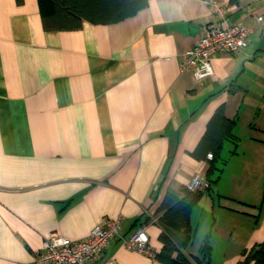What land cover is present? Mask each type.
<instances>
[{
    "label": "crops",
    "instance_id": "0c3cea01",
    "mask_svg": "<svg viewBox=\"0 0 264 264\" xmlns=\"http://www.w3.org/2000/svg\"><path fill=\"white\" fill-rule=\"evenodd\" d=\"M219 1L253 33L244 49L217 52L198 81L181 64L219 21L207 0H150L71 30L46 28L51 0H0V264H33L51 232L85 238L119 216L121 237L144 227L160 252L158 210L170 187L206 176L210 159L192 153L222 105L237 145L223 143L217 161L228 162L190 211L185 251L199 254L210 234L198 252L190 245L207 215L212 264H236L264 242V176L251 177L264 162V0ZM120 236L95 264H161Z\"/></svg>",
    "mask_w": 264,
    "mask_h": 264
},
{
    "label": "trees",
    "instance_id": "16d2710c",
    "mask_svg": "<svg viewBox=\"0 0 264 264\" xmlns=\"http://www.w3.org/2000/svg\"><path fill=\"white\" fill-rule=\"evenodd\" d=\"M51 1L54 10L44 18L46 28L71 30L80 28L83 20L101 24L121 21L147 6L150 0ZM235 122L236 119L226 115L224 105L218 107L192 153L197 159H205L209 152L213 153L206 174L209 186L203 189H190L182 184L167 190L157 216V223L161 227L159 239L163 246L155 257L161 264H211L212 246L208 236L201 244L198 255H190L185 251L194 237V230L190 225V211L205 193L211 191L213 183L219 179L224 165L228 162V159L217 161L224 141L230 139L237 145V138L233 133ZM232 152H237V147ZM236 264H264V242L246 250L244 258L238 260Z\"/></svg>",
    "mask_w": 264,
    "mask_h": 264
},
{
    "label": "built area",
    "instance_id": "2783aa9c",
    "mask_svg": "<svg viewBox=\"0 0 264 264\" xmlns=\"http://www.w3.org/2000/svg\"><path fill=\"white\" fill-rule=\"evenodd\" d=\"M212 11L219 16V21L212 25L200 37L197 43L185 52L182 70L192 71L196 80L201 81L214 73L212 58L219 51L236 52L244 49L253 29L244 22H229L228 8L219 0H207ZM263 21V16H259ZM208 159L213 153L207 154ZM190 189L207 188L209 182L205 175L197 174L187 185ZM157 220V218H156ZM121 216L106 219L96 225L85 238L73 239L59 232H51L41 248L35 252L33 264H95L101 253L113 239L120 236ZM121 237V236H120ZM129 248L156 256V250L149 244V237L144 227H140L129 238H123ZM108 264H116L110 260Z\"/></svg>",
    "mask_w": 264,
    "mask_h": 264
},
{
    "label": "rangeland",
    "instance_id": "374dc122",
    "mask_svg": "<svg viewBox=\"0 0 264 264\" xmlns=\"http://www.w3.org/2000/svg\"><path fill=\"white\" fill-rule=\"evenodd\" d=\"M229 148H230V146H229ZM229 148L226 146L225 147V151H228L229 150ZM223 157H225L224 155H223ZM264 162H261V165H260V163L259 162H256L255 164H253V170H254V174H253V172L251 173V177H252V179H253V181L254 182H258V178L260 177V175H263L264 176V164H263ZM237 164V163H236ZM254 175V176H253ZM199 206H201L200 204H199ZM199 208V207H198ZM197 208V211L199 210ZM212 222H213V219L211 220V221H209V218H208V215H207V219L205 218V220L204 221H202V223H201V227L199 228V230L197 231V233H196V235H195V239H194V243H193V245H190V249H191V251L192 252H198V247L200 246V244H201V240H202V238H203V235H207L208 233L210 234V236H209V243L211 244V246H212V243H211V239H212V229H213V226H212ZM211 238V239H210ZM225 240V239H224ZM223 240V241H224ZM230 241V240H229ZM224 244H226V241H225V243ZM224 244H223V246H224ZM231 248L233 247V243H231ZM226 246V245H225ZM227 247V246H226ZM240 247H242V246H240ZM213 260V259H212ZM211 264H212V261H211Z\"/></svg>",
    "mask_w": 264,
    "mask_h": 264
}]
</instances>
